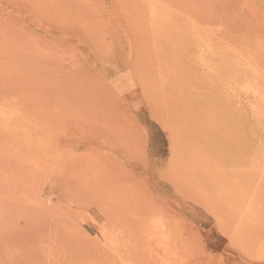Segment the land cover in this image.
I'll use <instances>...</instances> for the list:
<instances>
[{
	"label": "rangeland",
	"instance_id": "1",
	"mask_svg": "<svg viewBox=\"0 0 264 264\" xmlns=\"http://www.w3.org/2000/svg\"><path fill=\"white\" fill-rule=\"evenodd\" d=\"M108 42L121 49L106 58ZM72 70L83 75L66 80ZM0 81L28 87L0 98V130L20 124L0 140V181L2 172L27 169L24 183L40 192L31 201L50 208L39 217L42 233L53 226L57 237L25 258L12 242L0 264H264V0H0ZM85 85L99 129L79 118L73 125L58 103ZM23 93L41 109L15 110ZM182 100L181 120L163 112ZM181 140L192 149V166L179 163L188 175L171 166L170 147ZM15 146H24L22 162L8 169L2 158ZM219 161L233 183L216 187L203 169L212 174ZM67 169L73 182L94 176L97 188L62 193ZM12 194V205L0 206L13 208L0 233L15 241L26 229L14 203L28 197Z\"/></svg>",
	"mask_w": 264,
	"mask_h": 264
},
{
	"label": "bare ground",
	"instance_id": "2",
	"mask_svg": "<svg viewBox=\"0 0 264 264\" xmlns=\"http://www.w3.org/2000/svg\"><path fill=\"white\" fill-rule=\"evenodd\" d=\"M103 32H106V31H103ZM94 35V34H93ZM97 35V34H96ZM94 38H95V36H94ZM100 38V37H99ZM89 39V38H88ZM110 42V41H109ZM109 42L107 43V47L106 48H104V50L103 51H105L107 54L105 55V57L106 58H108V56H112V54H114L115 55V52H117L118 51V49L120 48H118V47H116V46H114L113 47V45H110L109 44ZM106 43V42H105ZM134 43V41H130V40H128V42H127V44H128V46L129 47H131L132 46V44ZM97 45H98V43H97ZM96 46V45H95ZM99 47H101L102 45H98ZM98 47V48H99ZM96 48V47H95ZM97 48V49H98ZM121 49V48H120ZM131 49V48H130ZM102 50V49H101ZM98 52H100L99 50H98ZM99 54V53H98ZM168 57H169V55H167ZM171 59H169V61H170ZM86 62V61H85ZM85 62L83 63V65H79L78 67H85L86 68V64H85ZM160 62H158V64H159ZM173 63V62H172ZM82 64V63H81ZM164 65H168V64H165V63H163ZM160 65V64H159ZM164 65H161V66H163L164 67ZM151 66V65H150ZM77 67V66H76ZM152 67V66H151ZM156 67V66H155ZM158 67V66H157ZM152 68H154V66L152 67ZM166 67H164V69H165ZM167 68H168V66H167ZM167 68H166V70H167ZM161 69H162V67H161ZM169 69V68H168ZM82 70V69H81ZM150 70V69H149ZM170 70V69H169ZM181 70V69H180ZM156 71L158 72L159 70H157L156 69ZM68 72V71H67ZM74 72V73H73ZM83 72H85V71H83ZM167 72V71H166ZM19 73V72H18ZM22 73V72H21ZM82 73V72H81ZM81 73H79V72H75V71H71V72H69V74H68V76H66L65 78H66V80H68V79H71V77L73 78L74 77V75H75V78L76 77H78L79 75H83V74H81ZM165 73V72H164ZM169 73H171V72H169ZM179 73V72H178ZM167 74H168V72H167ZM170 75V74H169ZM177 75V74H176ZM197 75V74H196ZM164 76L165 77H167L166 76V74L165 75H163V77H161V79H163L164 78ZM188 76V75H187ZM190 76V75H189ZM212 76V75H211ZM171 77V76H170ZM210 77V76H209ZM9 78V77H8ZM60 78V77H59ZM58 78V79H59ZM156 78V77H155ZM154 78V79H155ZM169 77H167V79H168ZM14 79H15V77H14ZM63 79V78H62ZM150 79V78H149ZM218 80V79H217ZM216 80V81H217ZM11 81H12V78H11ZM165 81V80H164ZM1 82H3V81H0V86H1ZM8 82V81H7ZM34 82V81H33ZM160 82V81H159ZM205 82V81H204ZM4 83H5V81H4ZM11 83V82H10ZM21 83V82H20ZM26 83V82H25ZM25 83H21V84H16V83H11V85L8 83V85H5V86H1L0 87V91L1 92H4V93H2V94H0V98L1 97H4L5 95H8V94H10V93H14L15 91H25L26 92V88H28L27 86H26V84ZM161 83V82H160ZM166 83V82H165ZM171 83V82H170ZM203 83V82H202ZM31 84V83H30ZM195 84V83H194ZM171 85H173V84H171ZM189 85V84H188ZM36 86H37V84H36ZM73 86V85H72ZM153 86V85H152ZM214 86V85H213ZM13 87H15L16 89H15V91L14 92H12V91H9V89H11V88H13ZM80 87V86H79ZM72 88V87H69L68 88V94L66 95V96H63L62 97V95H61V97L58 99V103L59 104H61L60 106L62 107V108H65L67 111H66V113H68V114H72L71 116H72V118L71 119H73V120H75V122H76V124H73V125H77V123H79V121L78 120H80L81 122H82V120H86L87 122H88V126H97V125H92L93 124V121L95 120H98V118L97 119H94L96 116L98 117V112H99V108H97L98 106L97 105H94V106H92V104H90L91 106H88V105H85V104H87V101H89L90 99H92V96H91V98H90V95H91V93H90V90H89V88L88 87H86V85L85 86H83V87H81V88ZM185 87V86H184ZM216 87V86H215ZM153 88V87H152ZM162 88V87H161ZM178 89H179V87H177ZM186 88V87H185ZM62 89V88H61ZM151 89V88H150ZM197 89V88H196ZM99 90V89H98ZM159 90V89H158ZM170 90V89H169ZM183 90H184V88H183ZM149 91V90H148ZM153 91V90H152ZM185 91V90H184ZM208 91V90H207ZM21 92V93H22ZM96 92V91H95ZM94 92V93H95ZM151 92V91H150ZM159 92H160V90H159ZM93 93V94H94ZM103 93V92H102ZM152 94V93H151ZM180 94V93H179ZM188 94V93H187ZM206 94V93H205ZM20 95V94H19ZM158 95V94H157ZM163 95V94H162ZM198 95V94H197ZM28 98H27V97ZM160 96V95H159ZM183 96V95H182ZM192 96V95H191ZM105 97V96H104ZM178 97H179V95H178ZM178 97H176V99L178 98ZM197 97H199V96H197ZM103 98V97H102ZM161 98V97H160ZM165 98H167V97H165ZM186 98V97H185ZM193 98V97H192ZM200 98H201V96H200ZM169 99V98H168ZM182 99V98H181ZM181 99H179V100H181ZM186 99H188V97L186 98ZM203 99V98H202ZM101 100H103V99H101ZM154 100V99H153ZM158 100V99H157ZM163 100V99H162ZM166 100V99H165ZM171 100V99H170ZM169 100V101H170ZM190 100V99H189ZM189 100H187V101H189ZM104 101V100H103ZM176 101V100H175ZM97 102V101H96ZM101 102V101H100ZM157 102V101H156ZM164 102V101H163ZM178 102V101H177ZM17 104H15V105H13L14 106V108H15V110H17L19 107V110L21 109V111H22V109L23 108H21V106L23 107H28V108H30L31 107V105H33V104H35V105H33V106H35V109L36 108H38V106H37V103H36V101L33 99V98H30V96H28V93H23V95H21V99L19 100V102H16ZM90 103V102H89ZM99 103V102H98ZM103 103H105V102H103ZM158 103V102H157ZM160 103V102H159ZM165 103V102H164ZM189 103H190V101H189ZM161 104V103H160ZM207 104V103H206ZM194 105V104H193ZM59 106V107H60ZM207 106V105H206ZM10 107H11V105H10ZM60 107V108H61ZM61 108V109H62ZM161 108V107H160ZM12 109V108H11ZM39 109H41L40 107L38 108V110ZM61 109H59V110H61ZM163 109V112H164V110H165V114H167V115H172L173 117H174V119L177 121L178 119L179 120H181L180 118H179V115H181V114H183V113H185L186 112V109H188V107H187V102H186V100H182V101H180V102H178L177 103V105H172V106H166V107H163L162 108ZM18 110V111H19ZM24 110H29V109H24ZM37 110V109H36ZM63 110V109H62ZM61 110V111H62ZM26 111H24V112H26ZM30 111V110H29ZM13 112V111H12ZM35 112V111H34ZM47 112V111H46ZM60 113V112H59ZM63 113V112H62ZM19 114V113H18ZM100 114V113H99ZM102 114V113H101ZM100 114V115H101ZM70 115H67V116H70ZM92 115V116H91ZM99 115V116H100ZM167 115H165V116H167ZM46 116V115H45ZM60 116H61V114H60ZM107 116V115H106ZM164 116V117H165ZM7 117H8V115H7ZM94 117V118H93ZM104 117H105V115H104ZM181 117V116H180ZM186 117V116H185ZM187 117H190V116H187ZM10 118V117H9ZM8 118V119H9ZM12 118V117H11ZM10 118V119H11ZM77 118H79L78 120H77ZM91 118H93L92 120H91ZM111 118V117H110ZM171 118V117H170ZM165 120H166V118H164ZM169 119V118H168ZM168 119H167V121H168ZM173 118H172V120H174ZM189 119V118H188ZM188 119H186L185 120V122L188 120ZM191 119V118H190ZM189 119V120H190ZM12 120V119H11ZM47 120V119H46ZM73 120H72V123H73ZM78 122H77V121ZM84 120V122H86ZM114 120V119H113ZM178 120V121H179ZM7 121V120H6ZM10 121V120H9ZM101 121V120H100ZM171 121V120H170ZM191 121L193 122V120L191 119ZM12 122H14V121H12ZM79 123V124H83V123ZM102 122V121H101ZM174 122V121H173ZM173 122H170V123H173ZM3 123V122H2ZM7 123H8V121H7ZM11 123V122H10ZM21 123V122H20ZM103 123V122H102ZM5 124V123H4ZM104 124V123H103ZM102 124V125H103ZM177 124V123H176ZM187 124V123H186ZM185 124V125H186ZM189 124V123H188ZM18 125V126H17ZM19 125L20 124H13V125H7V126H4L3 125V127H5V128H2V130H0V140H4V139H6V138H8L9 136H11L12 134L14 135V129L15 130H17L18 129V127H19ZM85 125V124H84ZM84 125H82V126H84ZM212 125V124H211ZM216 125V124H215ZM104 126V125H103ZM98 127V129H99V126H97ZM178 127V126H177ZM183 127V126H182ZM82 128V127H81ZM29 129V128H28ZM55 129V128H54ZM93 129V128H92ZM94 129H96V128H94ZM102 129V128H101ZM100 129V130H101ZM103 129H104V127H103ZM189 129H192V132H193V127L191 128V127H189ZM19 130V129H18ZM30 130V129H29ZM181 130V129H180ZM92 131V130H91ZM111 131V130H110ZM183 131H184V129H183ZM96 132H98V131H96ZM107 132V131H106ZM114 132V131H113ZM29 133V132H28ZM177 133V132H176ZM89 134H90V132H89ZM101 134V133H100ZM105 134H107V133H105ZM184 134V133H183ZM203 134V133H202ZM28 135V134H27ZM191 135V134H190ZM189 135V137H191ZM196 135V134H195ZM199 135V134H198ZM176 136V135H175ZM179 136H180V134H179ZM55 137V136H54ZM97 137V136H96ZM194 138H196L195 136H193ZM205 137V136H204ZM115 139V138H114ZM184 139V138H183ZM186 139H188V138H186ZM191 139H192V137H191ZM193 140V139H192ZM179 141V140H178ZM194 141V140H193ZM118 142V141H117ZM117 142H115V143H117ZM176 142V141H175ZM187 142V141H186ZM184 140H181V142H180V144L179 145H171L172 147H170L171 148V158H172V168L174 169H176V170H178L179 172H183L184 170L182 169V168H184L183 166H192V165H190V160H189V158H188V155H187V151L188 150H192V149H188L187 151H186V145H187V143H186ZM189 142V141H188ZM9 143V142H8ZM55 143V142H54ZM105 143V142H104ZM28 144V142L26 143V145ZM88 144V143H87ZM122 144V143H121ZM127 144V143H126ZM125 144V145H126ZM24 145V144H23ZM89 145V144H88ZM103 145V144H102ZM112 145V144H111ZM114 145V144H113ZM8 146V145H7ZM131 146V145H130ZM190 146V145H189ZM10 147V146H9ZM29 147V144H28V146L26 147V148H28ZM132 147V146H131ZM188 147V146H187ZM23 148H24V146H15V147H12L10 150L8 149V154H6V158L4 157V158H2V160H3V164L2 165H6L7 167H8V169H9V167L10 166H12L13 164L15 165L16 163H17V161H19V163L20 162H22V151H23ZM96 148V147H95ZM122 148V147H121ZM129 148V147H128ZM138 148V147H137ZM169 148V149H170ZM193 148V147H192ZM123 149V148H122ZM2 151H3V149H2ZM5 151V150H4ZM97 151V150H96ZM1 154H3V153H1ZM60 154H61V152H60ZM60 154H58V156H60ZM65 154V153H64ZM5 155V154H4ZM117 155V154H116ZM169 155V154H168ZM1 156H3V155H1ZM64 156V155H63ZM74 156V155H73ZM62 157V155L60 156V157H58L59 159ZM68 157V156H67ZM80 158V157H79ZM78 158V159H79ZM117 158V157H116ZM63 159V158H62ZM62 159H61V162H62ZM66 159V158H65ZM73 159H75V157L74 158H71V159H69V164H71L72 163V160ZM82 159V158H81ZM114 159V158H113ZM27 160V159H26ZM58 160V159H57ZM67 160V159H66ZM76 160V159H75ZM109 161H111V159H108ZM115 160V159H114ZM171 159H169V161H170ZM174 160H176V162L174 161ZM204 160V159H203ZM44 161V159L42 158V157H40V158H38L37 160H36V162H35V164H38V163H40V162H43ZM107 161V160H106ZM118 161V160H117ZM16 162V163H15ZM24 162H25V160H24ZM27 162H29L28 160H27ZM64 162L66 163V161H63L62 163H61V165H64ZM78 162V161H77ZM181 162H183L185 165H179V163H181ZM198 162H199V160H198ZM222 161H219V165L218 166H216V170H215V172H213L212 174L210 173L211 171V169L209 170V168H208V170L209 171H207L206 169H203L204 171V175L203 176H205L206 177V180H209V181H207L209 184H212L213 186H214V184H215V186L216 187H221V186H224L225 184H227V183H233V181L231 180V179H229V178H226L225 180H223V173H228L229 172V174H231L230 173V169H228L224 164H222L221 163ZM18 163V164H19ZM57 163V162H56ZM74 163V162H73ZM73 163H72V165H73ZM79 163V162H78ZM111 163V162H110ZM205 163V162H204ZM217 163V162H216ZM31 164H33V163H30V165ZM67 164V163H66ZM68 164V165H69ZM75 164H76V162H75ZM95 164V163H94ZM171 164V163H170ZM193 164V163H192ZM195 164H197V163H194V165ZM24 165V167H26L25 166V164H23ZM27 166L29 165V163L28 164H26ZM39 166H40V164H38ZM57 165V164H56ZM55 165V166H56ZM60 165V166H61ZM68 165H67V167H68ZM77 165V164H76ZM99 165V164H98ZM179 165V166H178ZM198 165V164H197ZM16 166H18V165H16ZM21 166V165H20ZM20 166L19 167H17V168H19L20 169ZM58 166V165H57ZM59 166V167H60ZM200 166H204V164L203 165H199V167ZM22 167V166H21ZM29 167H31V166H29ZM29 167H28V169H29ZM70 167V166H69ZM73 167H74V165H73ZM80 167V166H79ZM113 167V166H112ZM167 167V166H166ZM218 167H220V168H218ZM23 168V167H22ZM21 168V169H22ZM27 168V167H26ZM58 168V167H57ZM62 168H64V167H62ZM71 168V167H70ZM75 168V167H74ZM101 168V167H100ZM193 168V167H192ZM2 169V168H1ZM72 169V168H71ZM75 169H77V167L75 168ZM79 169V168H78ZM58 170H60V169H58ZM68 170V169H67ZM67 170H64V171H67ZM70 170V169H69ZM68 170V171H69ZM74 170V169H73ZM73 170H70V172H69V174L71 173V171H72V173H73ZM114 170V169H113ZM197 171H198V169H196ZM79 171V170H78ZM166 171V170H165ZM164 171V172H165ZM177 171V172H178ZM190 171V170H189ZM193 171V170H192ZM195 171V170H194ZM57 172V171H56ZM76 172V171H75ZM106 172H108V171H106ZM177 172H175V174L177 173ZM3 173L5 174V175H3ZM58 173H59V171H58ZM65 173V172H64ZM67 173V172H66ZM77 173V172H76ZM89 173V172H88ZM184 173L185 174H187V172L186 171H184ZM189 173H191V172H189ZM63 174V173H62ZM74 174V173H73ZM110 174V173H109ZM109 174H108V176H109ZM113 174V173H112ZM112 174H110V176L112 175ZM172 174V173H171ZM184 174V175H185ZM198 174H200L201 175V173L198 171ZM28 175H30L29 174V172H28V170L26 169V170H16V171H7L6 173L5 172H2V175H1V177H3V180H4V182H6V183H2V184H0L1 186H0V206H2V209H3V207L5 206H10V205H12V204H10V200L8 199L9 198V195H11L12 194V192H11V189H15V191H14V193L15 194H21V196H25V190H28V184L30 183V190L32 191H29L30 193H29V197H28V195L27 196H25L26 198L28 197L29 198V200H27L26 198V201L24 202L23 200V202L22 201H16V203H14V206L16 205V209L15 210H17V212H18V214H20V216L23 214V219H24V222H25V224H24V228L26 229V230H24L25 231V233H23L22 232V230H21V232H20V234H19V240H15V241H13L14 239H11V237H9V236H7L6 234H4V235H2L1 233H0V238L2 237V240H1V242H0V259L1 258H4V257H7V256H9V252H10V250H12L11 248H14L13 246V244H15L17 247H15V249L17 248V249H20L21 250V252H24L23 254H22V256L25 258V257H28L29 256V254L28 253H31L32 255H33V253H34V255H37V253L35 252L39 247H41V248H43L44 249V247H43V245H39V243H41V242H43V244H45L46 245V248L47 247H55V245H56V241H57V237L55 236V234H56V231L54 230L55 228L53 227V226H51V231H48L46 234H43L42 233V231L43 230H41V219H39V217H40V215L41 214H47V215H49L50 214V208H48V206H47V204H46V202H44L43 200L42 201H40V199H39V202H36V201H34V202H32L33 200H36V199H34L33 197H32V201H31V193L32 194H39L40 192H37L36 190V192L34 191V187H32L33 185L31 184V182L30 181H28L26 184L24 183L25 181H26V179H28ZM58 175V174H57ZM66 176H61L62 178H58L59 179V186H60V191L62 192V193H64L65 194V192H68V191H70L71 189L73 190V189H77L78 187H83V188H85L86 186H88L87 187V189L89 188V185L92 187V188H97V184H96V179L95 178H93L92 177V179H90V184L88 183L89 182V180H87V182H82V183H80V181L81 180H79V182H76V181H72V174H70V175H67V174H65ZM97 175V174H96ZM106 175V174H105ZM183 175V176H184ZM188 175V174H187ZM199 175V176H200ZM59 176V175H58ZM88 176V175H87ZM112 178L114 177L113 175L111 176ZM119 177V176H118ZM169 177H171V176H169ZM185 177H187V176H185ZM184 177V178H185ZM205 177H203L204 179H205ZM105 178V177H104ZM108 178V177H107ZM112 178H110L109 177V181L108 182H110V183H113L115 180V178L114 179H112ZM76 179H77V177H76ZM2 179H1V181H3ZM28 180H30V179H28ZM85 180V179H84ZM105 181H107L108 179H104ZM114 180V181H113ZM117 180V179H116ZM172 180V179H171ZM174 180V179H173ZM1 181H0V183H1ZM99 181V180H98ZM97 181V182H98ZM174 181H176V180H174ZM9 182H12V183H10V184H8ZM116 183H117V181H115ZM24 183V184H23ZM34 183V182H33ZM103 183V182H102ZM105 184H108L107 182L105 183ZM3 185H4V187H3ZM20 185H22V188L20 187ZM24 185V186H23ZM58 185V184H57ZM96 187H95V186ZM113 185V184H112ZM118 185V184H117ZM125 185V184H124ZM175 185V184H174ZM173 185V186H174ZM12 186H14L13 188H12ZM18 186H19V188H18ZM94 186V187H93ZM101 186V185H100ZM104 186V185H103ZM107 186V185H106ZM116 186V185H115ZM176 186H178V184L176 185ZM176 186H174V188L176 187ZM15 187H17V188H15ZM109 187V186H108ZM92 188H89V189H91L92 190ZM124 188V187H123ZM35 189H37V188H35ZM62 189H63V191H62ZM116 190V188L114 187V185H113V187L110 189V191H112V190ZM121 189V188H120ZM126 189V188H125ZM8 190H9V192H8ZM71 190V191H72ZM105 190V189H104ZM176 190L178 191V189H177V187H176ZM179 190H181V189H179ZM13 191V190H12ZM65 191V192H64ZM70 191V192H71ZM88 191H90V190H88ZM121 191V190H120ZM131 191V190H130ZM23 192H24V194H23ZM34 192V193H33ZM102 192H103V190H102ZM104 192H106V190L104 191ZM108 192V191H107ZM119 192V191H118ZM9 193V195H7ZM11 193V194H10ZM13 193V194H14ZM69 193V192H68ZM67 193V194H68ZM124 193H126V191H124ZM191 193V192H190ZM12 194V195H13ZM88 194V193H87ZM106 194H108V193H106ZM105 194V195H106ZM120 194H121V192H120ZM19 195H18V197H19ZM69 195V194H68ZM131 195H132V193H131ZM75 196V195H74ZM78 196V195H77ZM108 196V195H107ZM117 196V195H116ZM121 196V195H120ZM124 196V195H123ZM126 196H127V193H126ZM128 196H129V194H128ZM127 196V197H128ZM10 197H12V196H10ZM16 197H17V195H16ZM85 197V196H84ZM105 197V200H106V196H104ZM122 197V196H121ZM127 197H125V198H127ZM6 198V199H5ZM131 198V197H130ZM114 199V196H112L111 197V199H109V198H107V204H114V201L115 200H113ZM14 200V199H13ZM38 200V199H37ZM127 200H128V198H127ZM31 201V202H30ZM13 202V201H12ZM118 202V201H117ZM116 202V203H117ZM128 202V201H127ZM111 204V205H112ZM52 205V204H51ZM110 205V206H111ZM113 206V205H112ZM111 206V207H112ZM110 207V208H111ZM52 208V207H51ZM129 208V207H128ZM6 209V208H5ZM9 209V208H8ZM8 209H6L7 211H8ZM12 210H10L11 212H13V208H11ZM5 210V211H6ZM129 210V209H128ZM5 211L4 212H2L1 210H0V212H2V213H4L5 214V216L3 215V214H1L0 215V226H1V224H3L4 223V218L5 219H7L9 216H11V214L10 213H8L7 211H6V213L7 214H10L9 216H6V213H5ZM124 211V210H123ZM52 212V211H51ZM34 214V215H33ZM42 216V215H41ZM30 220H29V219ZM35 219V220H34ZM43 220V219H42ZM47 220V219H46ZM136 220V219H135ZM135 222V221H134ZM53 225V224H52ZM56 227V226H55ZM45 229V228H44ZM48 230H50V228L48 229ZM31 233V234H30ZM30 234V235H29ZM28 235H29V237H28ZM13 238H16V237H13ZM12 242H13V244H12ZM12 246V247H11ZM45 248V249H46ZM39 250V249H38ZM42 251H44V250H42ZM38 252V251H37ZM16 253V252H15ZM36 253V254H35ZM39 253V252H38ZM25 255V256H24ZM32 255H31V257H32ZM9 258V257H8ZM11 258V257H10ZM23 260H24V262L26 261L25 259H22L21 258V260L20 261H18L17 262V264H21L22 262H23ZM3 261H5V260H3ZM15 262V261H14ZM23 262V263H24ZM27 262H28V260H27ZM26 263V262H25ZM31 263V262H30ZM1 264H2V262H1ZM8 264H11V262H8ZM13 264V263H12Z\"/></svg>",
	"mask_w": 264,
	"mask_h": 264
}]
</instances>
